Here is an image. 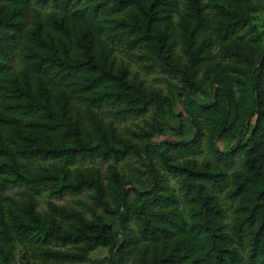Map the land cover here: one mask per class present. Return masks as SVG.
<instances>
[{"label": "trees", "instance_id": "1", "mask_svg": "<svg viewBox=\"0 0 264 264\" xmlns=\"http://www.w3.org/2000/svg\"><path fill=\"white\" fill-rule=\"evenodd\" d=\"M255 1L184 0L179 10L178 0H0V264H15L18 251L19 264H84L101 248L108 264H264ZM104 37L180 90L146 87ZM214 46L224 64L212 62ZM102 107L150 120L134 142L104 123ZM203 141L211 157L198 161ZM128 157L145 181L120 175ZM86 162L108 164L107 174L71 168ZM42 193L86 194L89 217L51 201L38 211Z\"/></svg>", "mask_w": 264, "mask_h": 264}, {"label": "rangeland", "instance_id": "2", "mask_svg": "<svg viewBox=\"0 0 264 264\" xmlns=\"http://www.w3.org/2000/svg\"><path fill=\"white\" fill-rule=\"evenodd\" d=\"M259 8L260 13H258L255 16V21L253 22L256 26V29L258 33L262 34V40L264 42V0H258L254 2ZM184 4V0H178V6L179 10L182 9ZM41 13H47L51 10L49 7H39L37 8ZM176 15L173 16L172 21H176ZM255 35H247L245 38L237 40H234V43H237L241 46H245L250 44L251 39ZM105 40V37H104ZM108 48L112 50V57L115 58L117 63H121L123 65H127L130 71V75L134 76L137 75L138 79L143 81L145 83V86L148 88H152L155 90H160L164 95L172 96L174 93L178 92L180 90V83L178 80L170 78L164 74H161L159 72H146L142 69L141 63L137 62L134 58H132L129 53L126 51V48L118 43V42H111L105 40ZM178 51V48H177ZM211 54L214 56V60L212 62L214 63H222L225 62L222 61L220 56V51L217 46H214L211 49ZM179 53V51H178ZM202 79V75H199V80ZM206 91L210 93V87H206ZM97 114L103 119L104 123L106 125H112L116 128L117 132L124 138L133 139L131 136V132H138L140 127H146L145 123L150 120L149 115L143 118H120L115 117L112 114H110L111 109L102 107L98 109H94ZM178 111V109H177ZM134 142H137V140L133 139ZM160 141L159 139L155 140V142ZM218 147L222 150H228L229 148L224 147L222 144H218ZM209 147L206 143V141H203V150L202 153L199 154L196 159L198 161H202L204 159H210L209 154ZM157 168L159 169L158 163H155ZM107 166L108 164H98L97 162L93 163H76L75 165H72L71 168L74 167H80V168H99L102 174H107ZM117 169L120 173V175L123 176L124 180L134 181L136 179L145 181L147 174L145 172V168L142 166L140 161H138L134 157H128L124 162L119 163L116 165ZM160 170V169H159ZM161 171V170H160ZM166 179L168 180V183L170 186L176 190L177 183L175 179L170 178L169 176H166ZM51 201L54 204L58 206H64V207H70L77 210H81L84 213L85 212V205L90 204V200L88 199L86 194H81L78 196H65L62 199H55V198H49L46 196V194L42 193L37 197V209L40 212L46 211V202ZM219 201L221 205L224 206L226 210V217L225 222L229 223L230 219L232 217V210L231 208L225 203L223 199V195H219ZM86 216L89 217V215L86 213ZM22 251H18L15 256V264H19L20 256ZM110 251L109 249H98L95 252L91 253L89 255V260L84 264H108L107 259L110 257ZM127 264H130V261H128Z\"/></svg>", "mask_w": 264, "mask_h": 264}]
</instances>
